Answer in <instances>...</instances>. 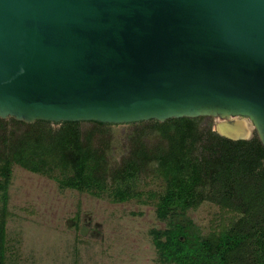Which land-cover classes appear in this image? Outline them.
<instances>
[{"label":"water","instance_id":"95a60500","mask_svg":"<svg viewBox=\"0 0 264 264\" xmlns=\"http://www.w3.org/2000/svg\"><path fill=\"white\" fill-rule=\"evenodd\" d=\"M183 117L264 146V0H0V118Z\"/></svg>","mask_w":264,"mask_h":264},{"label":"trees","instance_id":"16d2710c","mask_svg":"<svg viewBox=\"0 0 264 264\" xmlns=\"http://www.w3.org/2000/svg\"><path fill=\"white\" fill-rule=\"evenodd\" d=\"M200 119L149 120L162 128L168 140L166 150L151 155L139 148L114 167L105 150L93 144L91 134L82 135L79 121L63 122L44 142H35L29 134H17L10 142L7 120L0 118V264H8L14 163L36 172L61 163L68 170L57 177L62 187L123 202L146 194L139 186L140 174L151 159L165 180L163 190L149 191L157 199L158 218L168 223L165 229L152 230L162 263L264 264V146L256 134L231 140L211 128L200 129ZM205 202L219 206L224 217L231 214L218 230L207 234L189 216Z\"/></svg>","mask_w":264,"mask_h":264},{"label":"rangeland","instance_id":"374dc122","mask_svg":"<svg viewBox=\"0 0 264 264\" xmlns=\"http://www.w3.org/2000/svg\"><path fill=\"white\" fill-rule=\"evenodd\" d=\"M12 119H6L10 142L17 134H29L35 142H44L63 123L18 124ZM215 121L201 118L198 127L213 130ZM79 128L84 137L91 134L93 144L105 150L114 167L139 148L154 155L164 152L168 145L162 128L154 123L122 132L86 121ZM12 168L8 264H165L159 259L152 235V230L168 226L158 218L157 199L149 193L165 187L156 161L151 159L140 174L139 186L146 192L143 198L123 202L62 187L57 177L68 170L61 163L42 172L17 163ZM189 216L207 234L218 230L231 214L224 217L219 206L205 202Z\"/></svg>","mask_w":264,"mask_h":264}]
</instances>
